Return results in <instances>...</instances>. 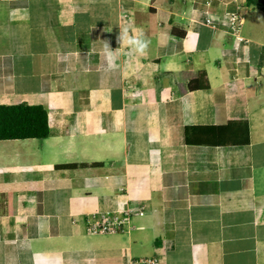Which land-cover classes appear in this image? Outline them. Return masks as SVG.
I'll return each mask as SVG.
<instances>
[{
	"label": "crops",
	"instance_id": "0c3cea01",
	"mask_svg": "<svg viewBox=\"0 0 264 264\" xmlns=\"http://www.w3.org/2000/svg\"><path fill=\"white\" fill-rule=\"evenodd\" d=\"M233 12L247 41L208 23ZM123 28L148 47L109 68ZM201 71L210 87L189 90ZM19 103L50 135L0 140V264H264L262 7L0 0V104ZM128 205L147 211L131 233L88 232Z\"/></svg>",
	"mask_w": 264,
	"mask_h": 264
},
{
	"label": "trees",
	"instance_id": "16d2710c",
	"mask_svg": "<svg viewBox=\"0 0 264 264\" xmlns=\"http://www.w3.org/2000/svg\"><path fill=\"white\" fill-rule=\"evenodd\" d=\"M249 6L264 5L259 0H247ZM185 79H189V90L208 89L210 83L206 72H185ZM183 92L186 90L184 88ZM221 128V127H220ZM218 128V129H220ZM50 135L49 114L43 105L28 103L0 104V140L47 138ZM186 141L191 143L190 128L186 129ZM58 168H77V164L58 165Z\"/></svg>",
	"mask_w": 264,
	"mask_h": 264
},
{
	"label": "built area",
	"instance_id": "2783aa9c",
	"mask_svg": "<svg viewBox=\"0 0 264 264\" xmlns=\"http://www.w3.org/2000/svg\"><path fill=\"white\" fill-rule=\"evenodd\" d=\"M243 16L239 12L229 13L226 17L208 18V23L216 27L217 25H224L227 30L238 41H247L242 35ZM146 208L136 205H128L127 207L113 212L101 213V218L90 220L88 222L87 230L91 235H113L131 233L134 229L133 220L138 216L146 214ZM93 215H97L94 213ZM128 264H160L158 256L146 257L142 259L132 258Z\"/></svg>",
	"mask_w": 264,
	"mask_h": 264
},
{
	"label": "clouds",
	"instance_id": "9594fccd",
	"mask_svg": "<svg viewBox=\"0 0 264 264\" xmlns=\"http://www.w3.org/2000/svg\"><path fill=\"white\" fill-rule=\"evenodd\" d=\"M119 41H120L121 46L116 50H113L107 42L105 44L104 58L108 61L107 66L109 68L113 66L112 62L118 58L119 50L121 47L127 45L137 54L143 55L149 43L147 40H144L142 38H137L131 35L129 29L127 28L121 29Z\"/></svg>",
	"mask_w": 264,
	"mask_h": 264
},
{
	"label": "water",
	"instance_id": "95a60500",
	"mask_svg": "<svg viewBox=\"0 0 264 264\" xmlns=\"http://www.w3.org/2000/svg\"><path fill=\"white\" fill-rule=\"evenodd\" d=\"M259 2L264 5V0H259Z\"/></svg>",
	"mask_w": 264,
	"mask_h": 264
}]
</instances>
